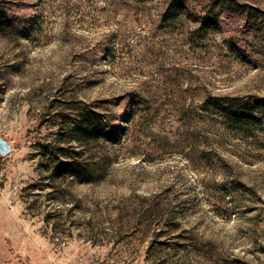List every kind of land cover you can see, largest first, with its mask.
<instances>
[{"label":"rangeland","instance_id":"1","mask_svg":"<svg viewBox=\"0 0 264 264\" xmlns=\"http://www.w3.org/2000/svg\"><path fill=\"white\" fill-rule=\"evenodd\" d=\"M0 13V264H264V133L205 104L264 98V0Z\"/></svg>","mask_w":264,"mask_h":264},{"label":"trees","instance_id":"2","mask_svg":"<svg viewBox=\"0 0 264 264\" xmlns=\"http://www.w3.org/2000/svg\"><path fill=\"white\" fill-rule=\"evenodd\" d=\"M177 5V1L176 4ZM178 7V5H177ZM1 19L5 15L0 13ZM5 20V19H4ZM256 102L248 103L242 99L232 98H217L211 97L206 101L209 108H213L217 114H221L229 121L231 126L249 134H254L258 131L264 133V98H256ZM87 133L94 139L109 137V131L106 129L104 122L99 119V116L90 111L87 114ZM64 165L69 168L73 164L67 162ZM69 170V169H68ZM72 174H77L71 171Z\"/></svg>","mask_w":264,"mask_h":264},{"label":"water","instance_id":"3","mask_svg":"<svg viewBox=\"0 0 264 264\" xmlns=\"http://www.w3.org/2000/svg\"><path fill=\"white\" fill-rule=\"evenodd\" d=\"M12 152V146L3 138H0V155L6 156Z\"/></svg>","mask_w":264,"mask_h":264}]
</instances>
